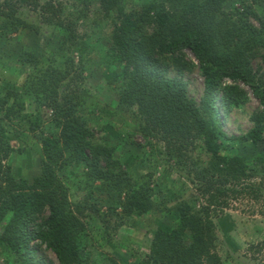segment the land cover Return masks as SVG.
<instances>
[{"label":"trees","instance_id":"obj_1","mask_svg":"<svg viewBox=\"0 0 264 264\" xmlns=\"http://www.w3.org/2000/svg\"><path fill=\"white\" fill-rule=\"evenodd\" d=\"M226 1L161 0L127 10L121 0H99L101 11L91 19L93 25L108 28L110 47L100 61L107 69L119 70L106 81L129 113L133 132L157 160V145L163 144L161 162L191 177L205 199L203 207L186 193L155 198L151 175L133 177L114 157L111 145L95 139L77 114L83 104L79 89L86 55L92 50L86 42L89 34L78 24L89 21L87 0H81L84 12L80 9L73 21L61 16L56 0L43 5L38 0L0 3V39L19 31L43 35L49 27L48 36L56 37L57 49L66 54L61 68H41L40 56L28 50L18 56L39 71L26 84L40 105L52 111L55 125L41 138L40 174L30 184L16 179L3 163L10 150L0 127V242L7 253L0 255V264H52L38 257L41 247L51 251L58 264H92L81 247L84 224L91 217L102 240H110L118 223L135 226L147 217L152 234L142 264H220L219 235L209 207L224 205L230 196L258 200L259 190L241 183L264 178V70L252 66L255 60L264 65V16L250 1L242 0L231 11L224 8ZM185 51L195 64L185 60ZM73 52L79 56L77 63ZM168 68L176 76L169 78ZM195 69L203 79L198 102L181 78ZM227 80L230 85L224 84ZM238 83L248 87L260 109L250 115L247 132L228 136L220 109L226 114L248 100ZM11 98L6 93L0 97V112ZM76 169L81 170L80 181L75 177L76 185L68 187L59 174L69 176ZM100 191L122 197V213L112 206L102 212L90 202L93 192ZM167 215L172 228L162 223ZM249 249L264 250V239Z\"/></svg>","mask_w":264,"mask_h":264},{"label":"rangeland","instance_id":"obj_2","mask_svg":"<svg viewBox=\"0 0 264 264\" xmlns=\"http://www.w3.org/2000/svg\"><path fill=\"white\" fill-rule=\"evenodd\" d=\"M47 1L38 0V3L43 5ZM56 1L61 3V16L66 21H73L78 11L84 10L81 0ZM155 1L161 0H121L120 5L127 10H137ZM241 1L227 0L224 8L231 11L240 7ZM247 1H250L259 15L264 16V0ZM3 2L4 0H0V3ZM87 6L85 16L89 21L83 24L81 20L78 24L83 25L84 31L89 34L86 42L92 50L86 55L84 80L79 89L83 92L80 97L83 104L78 107L77 114L84 118L86 126L90 128L89 132L95 139H101L111 145L114 157L124 168L129 169L133 177L151 175L155 198L172 199L186 193L197 207L207 206L205 199L199 197L195 184L190 181L191 177L172 170L161 162L164 158L163 144L157 145L161 153L157 160L155 156L151 157L149 154L144 139L137 132H133L134 127L129 113L118 103L113 85H108L107 82L119 70L114 67L107 69L100 61L108 51L110 43L107 37L108 28L101 23L93 25L91 20L93 14L101 11L99 0H87ZM49 32V27L43 35L19 31L6 39H0V97L5 93L13 97L3 104L0 112V127L3 128V137L10 150L8 158L3 163L10 167L11 174L16 179L24 180L28 184L40 174L41 138L48 136L55 124L52 123V111L45 105H40L36 93L26 84L35 74H39V71L35 72L33 66L23 63L18 56L22 51L28 50L40 56L43 62L41 68L48 65L61 68L66 54L57 49L56 37L48 36ZM77 32L81 34L83 30L78 27ZM71 56L75 63L79 62L77 53L73 52ZM185 60L196 63L189 51H185ZM252 66L264 70V65L259 60L253 61ZM104 76L108 78L105 79ZM167 76L173 78L176 73L172 68H168ZM181 78L187 85L188 94L198 102L203 94V79L198 70L185 72ZM227 81L224 84L230 85L231 81ZM238 85L245 91L247 102L226 114L220 109L223 131L228 136H238L247 132L252 125L250 115L260 109L259 102L248 87L240 83ZM8 109L11 111H6ZM80 174L81 170L76 169L70 170L69 176L63 172L59 176L68 187H72L73 184L76 185V181H73L75 177L78 179L77 182L80 181L78 178ZM241 184L243 187L250 184L259 190V199L255 200L247 195H238L236 198L230 196L225 198L224 205L209 207L210 219L219 235L216 253L220 258V264H264V250L257 252L249 249L250 245L264 239V178L255 177L250 182ZM120 201L122 197H118L114 192L105 191L93 192L90 200L102 212L106 211L107 206H112L116 208V213H122ZM162 223L173 227L171 217L168 215L163 217ZM149 224L147 217L138 219L135 226L118 223L117 229L110 233V240H102L99 237L101 232L97 221L93 217L87 218L81 247L86 251L92 264H142L146 261L150 248L152 233L148 230ZM0 255L7 256L1 242ZM37 255L46 262L58 264L55 255L44 247L38 250Z\"/></svg>","mask_w":264,"mask_h":264},{"label":"clouds","instance_id":"obj_3","mask_svg":"<svg viewBox=\"0 0 264 264\" xmlns=\"http://www.w3.org/2000/svg\"><path fill=\"white\" fill-rule=\"evenodd\" d=\"M228 82V81H227Z\"/></svg>","mask_w":264,"mask_h":264}]
</instances>
